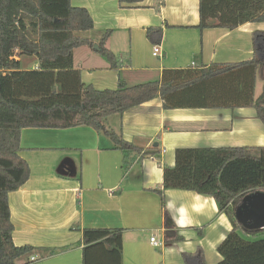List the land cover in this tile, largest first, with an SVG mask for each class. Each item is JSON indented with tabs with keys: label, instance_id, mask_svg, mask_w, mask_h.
Listing matches in <instances>:
<instances>
[{
	"label": "crops",
	"instance_id": "obj_1",
	"mask_svg": "<svg viewBox=\"0 0 264 264\" xmlns=\"http://www.w3.org/2000/svg\"><path fill=\"white\" fill-rule=\"evenodd\" d=\"M71 4L88 10L94 21V29L80 32V37L98 45L111 31L106 47L119 58L118 69H112L94 46L74 51L82 81L98 90L117 89L119 79L130 87L160 81L165 70L247 62L254 56V34L264 33V23H245L233 30L200 29V0H144L129 7H122L119 0ZM153 27L163 30L159 57L153 55L156 45L147 38ZM263 93L264 68L256 76L255 98ZM103 126L136 147L158 148L159 157L150 155L136 163L135 154L112 149V142L92 127L22 130L20 155L30 167V178L9 194V206L15 246H32L34 252L18 264H83L84 229L122 230L123 264H185L183 254L198 249L206 264H219L218 247L232 224L214 198L165 190L176 225L167 229L155 190L162 189L164 166L175 165L177 149L264 147V124L256 110L166 109L156 98L122 117H109ZM63 162L75 165V176L59 174ZM153 236L160 247L151 244ZM177 236L182 240L175 242Z\"/></svg>",
	"mask_w": 264,
	"mask_h": 264
},
{
	"label": "trees",
	"instance_id": "obj_2",
	"mask_svg": "<svg viewBox=\"0 0 264 264\" xmlns=\"http://www.w3.org/2000/svg\"><path fill=\"white\" fill-rule=\"evenodd\" d=\"M143 1L119 0L122 7ZM245 23H264V0H200V29L233 30ZM93 29L88 10L72 6L71 0H0V264H18L34 252L32 246H15L9 206V194L30 178L20 155L22 130L92 127L112 142V149L135 154L136 163H142L147 156L159 157L158 148L136 147L103 122L156 98L166 109L252 107L264 124V93L255 98L256 76L264 68V33L254 34V56L247 62L165 70L160 81L130 87L119 79L117 89L98 90L85 84L74 66L75 49L94 46L76 34ZM110 35L105 32L98 46L111 68L118 69L119 58L106 47ZM147 38L160 45L162 28H149ZM19 57L36 58L38 68L22 69ZM218 92L230 96H215ZM168 189L210 196L228 216L232 230L218 247L219 264H264V229L247 230L235 218L246 195L264 190V147L177 149L175 165L164 166L162 189L155 190L164 226L175 229L164 199ZM83 243V264H123L122 230L84 229ZM183 259L206 264L202 249Z\"/></svg>",
	"mask_w": 264,
	"mask_h": 264
},
{
	"label": "water",
	"instance_id": "obj_3",
	"mask_svg": "<svg viewBox=\"0 0 264 264\" xmlns=\"http://www.w3.org/2000/svg\"><path fill=\"white\" fill-rule=\"evenodd\" d=\"M94 49L102 50L98 45H94ZM58 172L62 175L75 176L76 167L72 162H63ZM235 218L247 230L264 229V191H255L246 195L235 210ZM170 234L172 232H167V235Z\"/></svg>",
	"mask_w": 264,
	"mask_h": 264
},
{
	"label": "rangeland",
	"instance_id": "obj_4",
	"mask_svg": "<svg viewBox=\"0 0 264 264\" xmlns=\"http://www.w3.org/2000/svg\"><path fill=\"white\" fill-rule=\"evenodd\" d=\"M80 37V33L76 34ZM18 60H21L22 62V69L24 70H33L34 69V62L37 61L36 58H27V57H19ZM129 164V163H128ZM257 191H264V190H257Z\"/></svg>",
	"mask_w": 264,
	"mask_h": 264
},
{
	"label": "built area",
	"instance_id": "obj_5",
	"mask_svg": "<svg viewBox=\"0 0 264 264\" xmlns=\"http://www.w3.org/2000/svg\"><path fill=\"white\" fill-rule=\"evenodd\" d=\"M153 55L155 57H159L161 55V48L160 46H155L154 47V50H153ZM150 242L153 246L155 247H160L162 244L156 239L155 236H153L151 239H150Z\"/></svg>",
	"mask_w": 264,
	"mask_h": 264
}]
</instances>
